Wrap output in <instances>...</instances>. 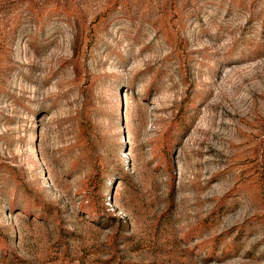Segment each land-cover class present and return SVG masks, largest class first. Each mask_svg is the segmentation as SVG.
<instances>
[{
	"label": "rangeland",
	"instance_id": "374dc122",
	"mask_svg": "<svg viewBox=\"0 0 264 264\" xmlns=\"http://www.w3.org/2000/svg\"><path fill=\"white\" fill-rule=\"evenodd\" d=\"M0 264H264V0H0Z\"/></svg>",
	"mask_w": 264,
	"mask_h": 264
}]
</instances>
